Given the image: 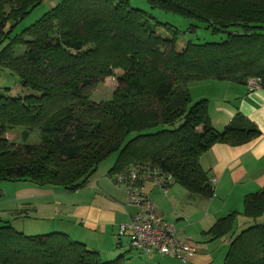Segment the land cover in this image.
I'll return each instance as SVG.
<instances>
[{
    "label": "trees",
    "instance_id": "obj_1",
    "mask_svg": "<svg viewBox=\"0 0 264 264\" xmlns=\"http://www.w3.org/2000/svg\"><path fill=\"white\" fill-rule=\"evenodd\" d=\"M40 1L0 0V67L16 73L28 90L13 96L0 89V181L76 191L117 154L111 173L151 164L192 195L212 198L201 155L215 143H249L261 131L242 113L217 130L209 100H194L189 83L247 85L261 77L264 88V0H148L151 8L225 34L220 41L189 38L130 0H62L12 34ZM111 76L117 81L113 96L94 100L96 86ZM18 126L26 128L25 140L38 130L41 141L7 140ZM238 215L220 218L206 234L231 238L224 264H264V188L245 197L243 215L252 223L240 231ZM118 263L103 261L99 251L61 231L36 235L0 225V264Z\"/></svg>",
    "mask_w": 264,
    "mask_h": 264
},
{
    "label": "crops",
    "instance_id": "obj_2",
    "mask_svg": "<svg viewBox=\"0 0 264 264\" xmlns=\"http://www.w3.org/2000/svg\"><path fill=\"white\" fill-rule=\"evenodd\" d=\"M216 83L220 86L218 92L206 96L202 93L203 97L196 99L209 100L214 127L223 130L237 114L242 113L255 123L261 135L239 146L215 143L201 155L202 168L208 172L210 180H216L212 183L215 188L212 198L192 195L175 181L166 192L150 186L152 184L146 185V192L162 210L166 220L176 225L179 238L191 239L196 252L184 262L158 253L139 254L130 245L142 264H150V261L154 264H224L231 238L213 239L206 232L220 218L232 212L239 214L236 218L238 226L239 217L244 219L242 225L252 223V219L242 216L240 211H244V199L248 194L264 188V88L251 91L244 84ZM112 168L105 178H100L101 181L94 180L96 174L85 187L64 192L71 193L70 198L55 202L57 210L47 211L44 217L36 215V208L35 212L20 215L43 221L46 226L42 222L36 224L37 228L44 226L38 232L76 234V240L97 251L101 250L99 246L104 241L123 246L125 236H119L118 226L128 223L137 209L126 204L127 189L112 180L111 174L115 172L111 173ZM242 225L237 228L238 231L245 228ZM26 230L24 227V232ZM89 242L97 245H90ZM133 255L127 257V262L140 264L133 262Z\"/></svg>",
    "mask_w": 264,
    "mask_h": 264
},
{
    "label": "rangeland",
    "instance_id": "obj_3",
    "mask_svg": "<svg viewBox=\"0 0 264 264\" xmlns=\"http://www.w3.org/2000/svg\"><path fill=\"white\" fill-rule=\"evenodd\" d=\"M61 1L62 0H41L37 6L29 10V13L26 14V16L20 22L13 26L11 33L16 34L21 32L24 28L36 22L48 11H51V9L56 7ZM130 2L133 7L143 9L153 14L159 21L169 23L183 30V35H187L189 38H192L198 42L220 41L226 36L225 34L214 35L208 28L204 26V24H200L191 19H187L160 9L151 8L148 0H130ZM193 24H197L199 27L196 29V31L190 33L189 28ZM11 25L12 23H9L8 28H10ZM181 42L184 43L185 40H181ZM181 46L182 45H180V47ZM116 72L119 74L121 71L117 70ZM216 82L229 81H220L217 79L191 81L189 83V89L194 100L203 97L202 93L206 96L218 92L220 86ZM116 86V77H108L96 86L92 93V98L94 100H109L113 96ZM0 89L8 90L9 94L13 96L28 94V90L21 86L19 76L8 68L0 67ZM25 129V127L18 126V128L15 130L7 132L4 137L11 142H15L16 144L39 143L41 141L40 132L38 130L33 131L30 137L25 140V135H23V131ZM116 157L117 154H113L100 163L99 169L96 172L97 175H93V177L96 175L94 180L101 181L100 178H105L106 175H108V171H110L111 167L114 166L113 164ZM150 186L159 188L155 185ZM68 191L69 190H65L62 186L53 183L39 184L31 180H2L0 181V225L4 222H9L11 225H13V227L22 232L24 231L25 227L27 229L25 233L27 234L37 235V233H43L38 232L39 229L46 226L43 221H39V219H34L33 217H24V215L22 216L20 213L35 212L36 208V215L39 218L44 217V214L47 211L57 210L55 207L57 203L55 202L65 201L70 198L71 193H64ZM47 202L48 204H45ZM240 212L242 216H244V211L242 210ZM262 218H264V216ZM243 220L244 219H242V217H239L238 224L242 225ZM37 222H42L44 226L37 228ZM249 225L250 224H243L242 228ZM239 226L237 225L236 228H239ZM71 237L76 239L77 236L76 234H72ZM123 241V246L118 244L115 245L116 242L112 244L109 241L101 242L102 245L99 246L101 249L99 250L101 259L103 261H117L119 259L118 264H130L127 262V257L130 256V254H135V251L130 248V238L128 236H125ZM89 244L97 245L92 242H89ZM124 254L125 256L123 257L122 255ZM137 257H139V255H133V262L142 264ZM150 264H154V262L150 261Z\"/></svg>",
    "mask_w": 264,
    "mask_h": 264
},
{
    "label": "built area",
    "instance_id": "obj_4",
    "mask_svg": "<svg viewBox=\"0 0 264 264\" xmlns=\"http://www.w3.org/2000/svg\"><path fill=\"white\" fill-rule=\"evenodd\" d=\"M261 77L247 81L249 90L262 88ZM116 184L127 189L126 204L136 207V213L128 223L118 226L121 237L130 238L131 247L139 254H153L173 257L186 262L196 252L191 239H181L177 227L166 220L164 213L146 192V185L158 186L163 191L175 181L173 175L151 164H134L111 174ZM212 179L211 182H215Z\"/></svg>",
    "mask_w": 264,
    "mask_h": 264
}]
</instances>
